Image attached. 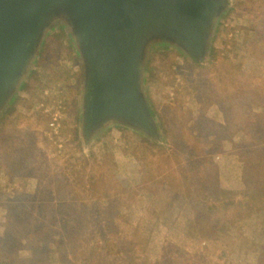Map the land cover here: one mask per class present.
<instances>
[{"label":"rangeland","instance_id":"obj_1","mask_svg":"<svg viewBox=\"0 0 264 264\" xmlns=\"http://www.w3.org/2000/svg\"><path fill=\"white\" fill-rule=\"evenodd\" d=\"M81 76L55 25L0 117V234H18L16 219L39 226L22 260L264 264V0H228L203 61L148 46L143 94L159 141L111 125L85 148ZM58 105L50 139L44 110Z\"/></svg>","mask_w":264,"mask_h":264},{"label":"water","instance_id":"obj_2","mask_svg":"<svg viewBox=\"0 0 264 264\" xmlns=\"http://www.w3.org/2000/svg\"><path fill=\"white\" fill-rule=\"evenodd\" d=\"M228 0H0V117L19 94L44 37L61 26L80 58V136L111 125L159 141L144 94L148 46L167 43L197 62Z\"/></svg>","mask_w":264,"mask_h":264},{"label":"trees","instance_id":"obj_3","mask_svg":"<svg viewBox=\"0 0 264 264\" xmlns=\"http://www.w3.org/2000/svg\"><path fill=\"white\" fill-rule=\"evenodd\" d=\"M11 224H12V222H11ZM13 225H15V227L17 228V230H18L17 233L19 235H21V233H23V232H25L26 235L25 236H21V237L18 234L10 236L9 233H8V232H10V225L9 224L7 225V227L9 226L8 227V232L4 231V233L0 234V252L2 253V257L0 256V264H5L3 261H5L6 264H9L8 262H11V260H15V261L16 260H20V261H22V264H26L27 261H28L27 257L24 258V260H22L23 258L21 257L20 252L26 246H28L26 244V243H28V240H26V238H28V236L30 235L29 231L34 229V230H36V233H38L36 228H38L39 226L36 223L30 224V222H28V221H23L21 219H16V220L13 221ZM5 230H6V226H5ZM44 233L42 232L41 235H44ZM36 235H37L38 238L42 237V236H39V234H36ZM23 237H26V238L23 239ZM4 239L10 242V244L8 245L10 248L4 247V249L2 250L1 248H2V244H3ZM18 239H19V241H17ZM40 243H41L40 240H38V242H35L32 245L30 244L29 246H32V248L35 251V250H37L39 248L38 244H40ZM31 256H33V255H31ZM31 259H33V257H31ZM97 264H100V263H97Z\"/></svg>","mask_w":264,"mask_h":264},{"label":"built area","instance_id":"obj_4","mask_svg":"<svg viewBox=\"0 0 264 264\" xmlns=\"http://www.w3.org/2000/svg\"><path fill=\"white\" fill-rule=\"evenodd\" d=\"M44 111L50 115V121L48 122L47 129L49 131L48 135L50 139H52L53 137L59 134L61 128L60 123L63 117V114L61 112V106L58 105V107L54 111L48 109H45Z\"/></svg>","mask_w":264,"mask_h":264},{"label":"crops","instance_id":"obj_5","mask_svg":"<svg viewBox=\"0 0 264 264\" xmlns=\"http://www.w3.org/2000/svg\"><path fill=\"white\" fill-rule=\"evenodd\" d=\"M261 147H264V143L260 144Z\"/></svg>","mask_w":264,"mask_h":264}]
</instances>
